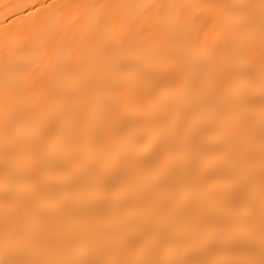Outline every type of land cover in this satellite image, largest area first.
Returning a JSON list of instances; mask_svg holds the SVG:
<instances>
[{
  "label": "snow or ice",
  "instance_id": "snow-or-ice-1",
  "mask_svg": "<svg viewBox=\"0 0 264 264\" xmlns=\"http://www.w3.org/2000/svg\"><path fill=\"white\" fill-rule=\"evenodd\" d=\"M0 17V264H264V0Z\"/></svg>",
  "mask_w": 264,
  "mask_h": 264
},
{
  "label": "bare ground",
  "instance_id": "bare-ground-1",
  "mask_svg": "<svg viewBox=\"0 0 264 264\" xmlns=\"http://www.w3.org/2000/svg\"><path fill=\"white\" fill-rule=\"evenodd\" d=\"M32 2L33 0H0V3H32Z\"/></svg>",
  "mask_w": 264,
  "mask_h": 264
}]
</instances>
